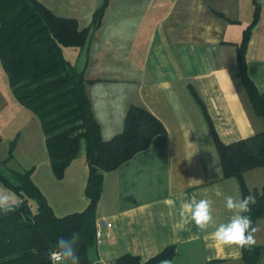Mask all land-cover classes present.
<instances>
[{
	"label": "crops",
	"instance_id": "crops-1",
	"mask_svg": "<svg viewBox=\"0 0 264 264\" xmlns=\"http://www.w3.org/2000/svg\"><path fill=\"white\" fill-rule=\"evenodd\" d=\"M256 1L258 20L250 31L245 60L247 74L261 92L264 0ZM102 2L43 4L86 27ZM252 13L253 0H108L88 41L81 48L63 47L64 56L83 70L102 139L122 131L130 105L146 108L165 128L147 149L104 173L96 222L105 219L109 226L101 227V241L89 249V261L114 264L123 254L146 261L174 246L172 264H242L241 248L217 242L211 235L214 226L202 232L194 224L184 229L178 225L180 203L193 196L214 201L217 225L231 216L224 197H241L237 180L221 177L207 119L192 91L222 142L264 130V117L253 112L237 76L236 46ZM42 160L43 169L33 170L31 177L54 213L83 210L84 149L61 179L53 175L47 151ZM244 177L250 189L259 188L264 168L251 169ZM255 226L256 245L263 248L258 264H264V217Z\"/></svg>",
	"mask_w": 264,
	"mask_h": 264
},
{
	"label": "trees",
	"instance_id": "trees-1",
	"mask_svg": "<svg viewBox=\"0 0 264 264\" xmlns=\"http://www.w3.org/2000/svg\"><path fill=\"white\" fill-rule=\"evenodd\" d=\"M107 2L103 0L94 11L88 26L79 27L75 18L58 16L39 0H0V64L14 97L40 122L53 175L61 179L81 149L87 164L83 187L87 204L83 210L63 216L54 213L33 181L32 168L11 170L9 176L0 171V184L19 199L14 211H0V264H51L49 251L55 249L59 237H68L73 232L80 235L76 255L83 264H88V251L95 244L96 209L104 173L147 149L156 135L165 132L161 121L149 110L130 105L122 131L108 140L102 139L85 92L83 70L63 55V47L81 48L88 41L92 29L100 23ZM258 12L259 4L253 0L251 22L236 46V66L253 112L264 117V90L258 91L249 78L245 60ZM192 92L207 119L221 177L235 178L241 197L250 193L256 197L251 212L245 213L251 216L255 226L264 217V180L259 188L250 189L244 175L251 169L264 168V130L231 143L222 142L203 104ZM262 253L260 245L241 248L242 264H258ZM174 254V246H167L146 261L123 254L114 264H160Z\"/></svg>",
	"mask_w": 264,
	"mask_h": 264
},
{
	"label": "clouds",
	"instance_id": "clouds-1",
	"mask_svg": "<svg viewBox=\"0 0 264 264\" xmlns=\"http://www.w3.org/2000/svg\"><path fill=\"white\" fill-rule=\"evenodd\" d=\"M225 208L231 213L225 223L217 225L214 216V201L209 198L197 199L195 196L190 200L182 201L179 206L180 222L178 227L184 229L189 224H194L197 229L207 232L214 226L211 233L213 238L224 245H235L240 248H251L256 245L255 234L259 231L254 226L250 215L251 205L256 204V197L249 194L245 197L226 195L224 197ZM17 196L7 188L0 187V211L8 213L15 210ZM172 204V201H166ZM80 240L79 233L73 232L68 237H59L54 250L49 251L48 258L51 264H79V257L76 255V245ZM160 264H172L170 259L160 261Z\"/></svg>",
	"mask_w": 264,
	"mask_h": 264
},
{
	"label": "rangeland",
	"instance_id": "rangeland-1",
	"mask_svg": "<svg viewBox=\"0 0 264 264\" xmlns=\"http://www.w3.org/2000/svg\"><path fill=\"white\" fill-rule=\"evenodd\" d=\"M39 1L44 4L49 3L48 5H52L53 2L61 3V0ZM63 1L68 2V0ZM45 156L46 149L40 122L14 97L8 77L0 64V171L9 176L11 170H21L33 164L36 167L32 169V173L35 170L41 171L42 158ZM7 157L10 159L3 164L2 161ZM0 187L5 188L1 184ZM18 202L17 197L16 204ZM32 210H35L33 202ZM93 248L94 246L91 247ZM88 258H90L89 254Z\"/></svg>",
	"mask_w": 264,
	"mask_h": 264
},
{
	"label": "built area",
	"instance_id": "built-area-1",
	"mask_svg": "<svg viewBox=\"0 0 264 264\" xmlns=\"http://www.w3.org/2000/svg\"><path fill=\"white\" fill-rule=\"evenodd\" d=\"M108 226L109 224L107 220L105 219H101L98 222H96V228H95V243L96 244L100 243L101 241V237H102L101 227H108ZM88 264H113V263L102 260V259H98V260L90 261Z\"/></svg>",
	"mask_w": 264,
	"mask_h": 264
},
{
	"label": "water",
	"instance_id": "water-1",
	"mask_svg": "<svg viewBox=\"0 0 264 264\" xmlns=\"http://www.w3.org/2000/svg\"><path fill=\"white\" fill-rule=\"evenodd\" d=\"M79 264H83L82 261L79 259Z\"/></svg>",
	"mask_w": 264,
	"mask_h": 264
}]
</instances>
